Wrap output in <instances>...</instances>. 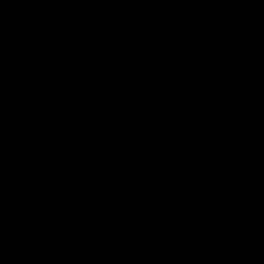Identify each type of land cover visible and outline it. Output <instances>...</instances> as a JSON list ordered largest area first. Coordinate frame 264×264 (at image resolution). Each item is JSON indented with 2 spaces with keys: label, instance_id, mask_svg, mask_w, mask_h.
Segmentation results:
<instances>
[{
  "label": "water",
  "instance_id": "95a60500",
  "mask_svg": "<svg viewBox=\"0 0 264 264\" xmlns=\"http://www.w3.org/2000/svg\"><path fill=\"white\" fill-rule=\"evenodd\" d=\"M0 264H264V0H0Z\"/></svg>",
  "mask_w": 264,
  "mask_h": 264
}]
</instances>
